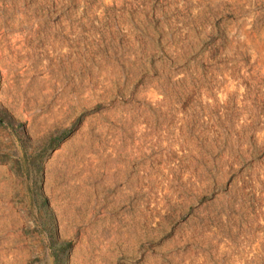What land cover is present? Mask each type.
<instances>
[{
  "label": "rangeland",
  "instance_id": "rangeland-1",
  "mask_svg": "<svg viewBox=\"0 0 264 264\" xmlns=\"http://www.w3.org/2000/svg\"><path fill=\"white\" fill-rule=\"evenodd\" d=\"M264 264V0H0V264Z\"/></svg>",
  "mask_w": 264,
  "mask_h": 264
},
{
  "label": "trees",
  "instance_id": "trees-1",
  "mask_svg": "<svg viewBox=\"0 0 264 264\" xmlns=\"http://www.w3.org/2000/svg\"><path fill=\"white\" fill-rule=\"evenodd\" d=\"M54 250V258H55V264H61V260L60 257L58 255H55V249L52 248V251Z\"/></svg>",
  "mask_w": 264,
  "mask_h": 264
}]
</instances>
